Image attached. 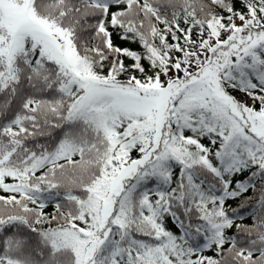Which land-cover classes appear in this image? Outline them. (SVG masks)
Instances as JSON below:
<instances>
[{
  "label": "snow or ice",
  "instance_id": "6c2138e0",
  "mask_svg": "<svg viewBox=\"0 0 264 264\" xmlns=\"http://www.w3.org/2000/svg\"><path fill=\"white\" fill-rule=\"evenodd\" d=\"M0 264H264V0H0Z\"/></svg>",
  "mask_w": 264,
  "mask_h": 264
},
{
  "label": "trees",
  "instance_id": "16d2710c",
  "mask_svg": "<svg viewBox=\"0 0 264 264\" xmlns=\"http://www.w3.org/2000/svg\"><path fill=\"white\" fill-rule=\"evenodd\" d=\"M133 47H136V46L134 45ZM245 222H246V223H250V220H246Z\"/></svg>",
  "mask_w": 264,
  "mask_h": 264
}]
</instances>
